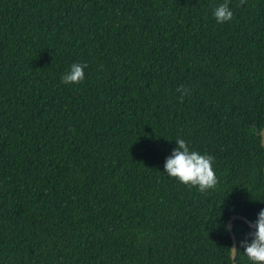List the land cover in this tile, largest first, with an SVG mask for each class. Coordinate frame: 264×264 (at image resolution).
I'll use <instances>...</instances> for the list:
<instances>
[{
  "label": "trees",
  "instance_id": "trees-1",
  "mask_svg": "<svg viewBox=\"0 0 264 264\" xmlns=\"http://www.w3.org/2000/svg\"><path fill=\"white\" fill-rule=\"evenodd\" d=\"M223 2L0 0V264H234L228 221L264 208V0ZM177 137L214 189L162 172Z\"/></svg>",
  "mask_w": 264,
  "mask_h": 264
},
{
  "label": "clouds",
  "instance_id": "clouds-1",
  "mask_svg": "<svg viewBox=\"0 0 264 264\" xmlns=\"http://www.w3.org/2000/svg\"><path fill=\"white\" fill-rule=\"evenodd\" d=\"M212 16L218 24H224L233 20L234 12L225 0L212 9ZM87 67L86 63H72L62 74V83L65 85L83 83ZM177 91L181 93V99L188 94V89L183 86ZM252 131L259 136L261 132H264V127ZM213 164L214 158L212 156L191 149L185 139L177 137L175 147L165 158L162 172L177 179L181 184L195 187L200 192H206L214 189L219 182ZM251 227L253 230L248 233L244 240L239 242V246L231 247L232 254L239 255L243 249V254L247 257L249 264H264V208L258 211Z\"/></svg>",
  "mask_w": 264,
  "mask_h": 264
},
{
  "label": "water",
  "instance_id": "water-1",
  "mask_svg": "<svg viewBox=\"0 0 264 264\" xmlns=\"http://www.w3.org/2000/svg\"><path fill=\"white\" fill-rule=\"evenodd\" d=\"M261 134H262V144L264 145V132H262ZM236 219H242L246 223H248L250 226L253 224V221H251L247 217H245L243 215H240V214L233 215L232 218L228 221V228H229V230H230V232L232 234V237H233V246H237L238 247L237 236H236V234L234 232V222H235ZM232 257H233V260H234V264H238L236 262L237 255H233L232 254Z\"/></svg>",
  "mask_w": 264,
  "mask_h": 264
}]
</instances>
